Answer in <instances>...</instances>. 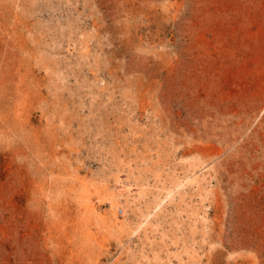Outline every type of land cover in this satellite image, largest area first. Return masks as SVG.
Here are the masks:
<instances>
[{"label":"rangeland","instance_id":"374dc122","mask_svg":"<svg viewBox=\"0 0 264 264\" xmlns=\"http://www.w3.org/2000/svg\"><path fill=\"white\" fill-rule=\"evenodd\" d=\"M0 264H264V0H0Z\"/></svg>","mask_w":264,"mask_h":264},{"label":"bare ground","instance_id":"6f19581e","mask_svg":"<svg viewBox=\"0 0 264 264\" xmlns=\"http://www.w3.org/2000/svg\"><path fill=\"white\" fill-rule=\"evenodd\" d=\"M194 183V182H193ZM177 184V183H176ZM169 191H171V190H169Z\"/></svg>","mask_w":264,"mask_h":264}]
</instances>
